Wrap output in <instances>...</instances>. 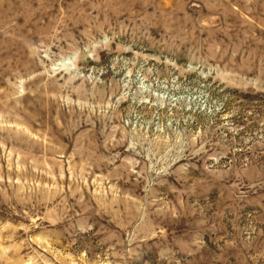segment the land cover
<instances>
[{"label":"rangeland","instance_id":"rangeland-1","mask_svg":"<svg viewBox=\"0 0 264 264\" xmlns=\"http://www.w3.org/2000/svg\"><path fill=\"white\" fill-rule=\"evenodd\" d=\"M0 264H264V0H0Z\"/></svg>","mask_w":264,"mask_h":264}]
</instances>
